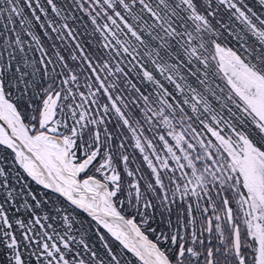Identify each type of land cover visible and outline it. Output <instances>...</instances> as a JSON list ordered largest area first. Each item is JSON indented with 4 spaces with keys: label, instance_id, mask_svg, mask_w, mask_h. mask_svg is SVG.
<instances>
[{
    "label": "snow or ice",
    "instance_id": "6c2138e0",
    "mask_svg": "<svg viewBox=\"0 0 264 264\" xmlns=\"http://www.w3.org/2000/svg\"><path fill=\"white\" fill-rule=\"evenodd\" d=\"M0 264H264V0H0Z\"/></svg>",
    "mask_w": 264,
    "mask_h": 264
}]
</instances>
